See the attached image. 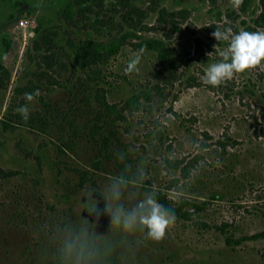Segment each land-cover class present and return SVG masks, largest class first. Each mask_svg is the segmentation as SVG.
Returning a JSON list of instances; mask_svg holds the SVG:
<instances>
[{
	"label": "rangeland",
	"instance_id": "obj_1",
	"mask_svg": "<svg viewBox=\"0 0 264 264\" xmlns=\"http://www.w3.org/2000/svg\"><path fill=\"white\" fill-rule=\"evenodd\" d=\"M228 27L264 31V0H0V264H61L58 250L84 228L98 264H264V239L253 238L264 231V62L204 82L228 46L212 33ZM122 35L112 56L70 49ZM137 54L139 71L126 74ZM121 175L144 181L124 189L126 207L144 190L183 204L162 241L106 215L87 223L85 192L103 207Z\"/></svg>",
	"mask_w": 264,
	"mask_h": 264
},
{
	"label": "clouds",
	"instance_id": "obj_2",
	"mask_svg": "<svg viewBox=\"0 0 264 264\" xmlns=\"http://www.w3.org/2000/svg\"><path fill=\"white\" fill-rule=\"evenodd\" d=\"M235 8L243 4V0H231ZM212 36L216 41H225L228 46L221 54L222 61L211 64L204 74V82L217 87L234 75L244 73L247 70L255 69L264 62V31L249 32L241 30L238 34L233 33L230 27L224 30H215ZM143 50H141L142 52ZM141 55L137 54L130 60L125 69L126 74L138 72V65ZM39 90L35 93H26L25 99L32 102L39 96ZM16 111L25 120L29 118V108L22 106ZM142 177L137 175L135 179L126 175L113 178L111 185L100 195L103 199V207H100V200L94 198L91 190L84 194L83 206L91 219L87 223L99 224L102 216L110 218V225L122 229L125 232L140 231L146 239L153 242L162 241L168 228L174 220L170 209L165 208L156 199V193L152 190H144L141 197L137 193H131L135 203L126 207L123 203L125 198L124 189L131 184L142 185ZM61 264H98L99 250L88 234L87 228L82 232L72 234L64 241L58 250Z\"/></svg>",
	"mask_w": 264,
	"mask_h": 264
},
{
	"label": "trees",
	"instance_id": "obj_3",
	"mask_svg": "<svg viewBox=\"0 0 264 264\" xmlns=\"http://www.w3.org/2000/svg\"><path fill=\"white\" fill-rule=\"evenodd\" d=\"M12 1L14 0H9V2H12ZM246 1H252V0H246ZM25 4L26 3L23 1H15L14 6L25 7ZM62 10L66 12L68 16L70 17L75 15V8L72 5H66L65 7H63ZM251 30H252L251 27H246V31L251 32ZM126 39H127V35H122L119 38L112 39L107 42L88 40V41H83L79 43H69V44H70V49L74 52L77 58L84 57L87 60H91L93 58L96 59V58H101L103 56H112V55L117 54L121 50ZM3 44L5 45V47L3 48V52H2L4 55L10 49L11 43L5 42ZM141 47L146 48L148 50H154L158 52V57L160 60H164L166 56H168V50L165 48V44L161 40L145 39L141 42ZM0 69L4 70L8 74L7 70L2 65L1 62H0ZM139 99H140V95L135 94L130 97L128 102H130L131 104H139L140 103ZM158 200L165 208L170 209L172 211V214H178V212L183 207V204H181L180 207L173 209L168 204V202L164 200L163 198H161L160 196H158ZM253 238L254 239H260V238L264 239V231L254 235Z\"/></svg>",
	"mask_w": 264,
	"mask_h": 264
},
{
	"label": "built area",
	"instance_id": "obj_4",
	"mask_svg": "<svg viewBox=\"0 0 264 264\" xmlns=\"http://www.w3.org/2000/svg\"><path fill=\"white\" fill-rule=\"evenodd\" d=\"M27 22H28V20L24 19V18L20 20L21 26H25V24H27Z\"/></svg>",
	"mask_w": 264,
	"mask_h": 264
}]
</instances>
